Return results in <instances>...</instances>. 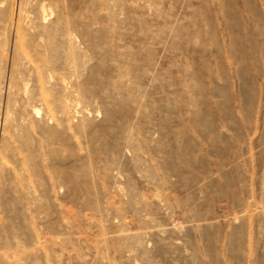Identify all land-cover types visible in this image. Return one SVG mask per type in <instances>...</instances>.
<instances>
[{
    "label": "rangeland",
    "instance_id": "obj_1",
    "mask_svg": "<svg viewBox=\"0 0 264 264\" xmlns=\"http://www.w3.org/2000/svg\"><path fill=\"white\" fill-rule=\"evenodd\" d=\"M0 264H264V0H0Z\"/></svg>",
    "mask_w": 264,
    "mask_h": 264
},
{
    "label": "bare ground",
    "instance_id": "obj_2",
    "mask_svg": "<svg viewBox=\"0 0 264 264\" xmlns=\"http://www.w3.org/2000/svg\"><path fill=\"white\" fill-rule=\"evenodd\" d=\"M37 110V109H36ZM36 112H38V111H36Z\"/></svg>",
    "mask_w": 264,
    "mask_h": 264
}]
</instances>
